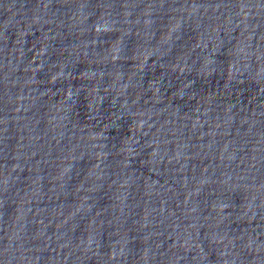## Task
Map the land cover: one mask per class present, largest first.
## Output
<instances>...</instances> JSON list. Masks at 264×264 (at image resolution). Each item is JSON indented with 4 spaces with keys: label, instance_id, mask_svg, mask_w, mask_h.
I'll return each mask as SVG.
<instances>
[{
    "label": "water",
    "instance_id": "obj_1",
    "mask_svg": "<svg viewBox=\"0 0 264 264\" xmlns=\"http://www.w3.org/2000/svg\"><path fill=\"white\" fill-rule=\"evenodd\" d=\"M0 264H264V0H0Z\"/></svg>",
    "mask_w": 264,
    "mask_h": 264
}]
</instances>
